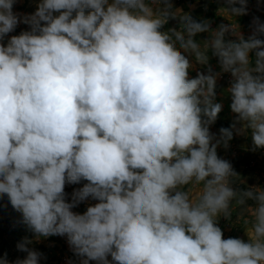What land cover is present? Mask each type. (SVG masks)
I'll return each instance as SVG.
<instances>
[{
    "label": "clouds",
    "instance_id": "9594fccd",
    "mask_svg": "<svg viewBox=\"0 0 264 264\" xmlns=\"http://www.w3.org/2000/svg\"><path fill=\"white\" fill-rule=\"evenodd\" d=\"M16 2L0 0V197L19 223L37 240L66 237L81 264H264V189L235 187L240 175L217 153L234 131L264 149V23L254 18L245 38L229 19L247 0H225L230 23L216 28L171 0H39L27 16ZM169 19L179 29L164 30ZM21 22L30 31L4 43ZM209 51L232 77L235 119L218 135ZM197 64L207 74L190 78ZM234 207L248 242L218 226ZM31 243L0 264H39Z\"/></svg>",
    "mask_w": 264,
    "mask_h": 264
},
{
    "label": "crops",
    "instance_id": "0c3cea01",
    "mask_svg": "<svg viewBox=\"0 0 264 264\" xmlns=\"http://www.w3.org/2000/svg\"><path fill=\"white\" fill-rule=\"evenodd\" d=\"M173 9H181L185 13H190L197 21L208 20L216 21L218 25L229 24L230 21L233 24L239 25V31L245 38L250 36L253 32L252 22L253 19L258 17L261 23H264V0H247V14L229 18L230 21L221 15L218 10L222 7H226L225 0H171ZM239 6V5H237ZM226 15V14H225ZM179 19H169L168 24L164 26V30L171 27L179 29ZM228 35V39H236L234 36ZM207 33H199L195 37L197 41H204L207 39ZM230 37V38H229ZM264 40V35L259 37ZM209 55V65L213 72L220 70L218 58L211 54ZM253 66L255 65V50L250 53ZM198 71H202L207 74L208 66H201L197 64L195 68L189 71V77L194 78ZM229 86L216 85V99L215 102L222 104V111L218 115L216 122L210 127V131L214 134L219 133L221 127L230 128L234 122L235 114L230 109L231 97L227 92ZM240 127V125H237ZM252 139L250 130L244 134H236L234 131L233 139L228 142V146L225 148L220 146L217 148L218 156L222 159L228 160L234 170L240 175L235 179L234 185L239 188L240 186L247 188V186H258L264 189V149H256L252 151ZM251 167V169H249ZM222 216L218 220V225L222 222ZM241 236L245 242L249 241V237L245 232V228L240 230ZM241 238V237H238ZM242 239V238H241ZM81 259L75 264H81ZM89 264H97L96 261H89ZM110 264H112L110 262ZM115 264V263H114Z\"/></svg>",
    "mask_w": 264,
    "mask_h": 264
},
{
    "label": "rangeland",
    "instance_id": "374dc122",
    "mask_svg": "<svg viewBox=\"0 0 264 264\" xmlns=\"http://www.w3.org/2000/svg\"><path fill=\"white\" fill-rule=\"evenodd\" d=\"M39 0H17L14 4L13 11L21 14L22 16L31 15L36 11ZM30 31V26L25 23H19L14 32L9 33L5 37L4 43L12 35H19L21 32ZM251 169V167H249ZM261 172H264L261 169ZM87 181H81L79 184H66L65 193L66 200L71 201L74 189L81 188ZM236 185V184H234ZM98 201L91 198L84 202L79 203L72 211L83 214L87 207L95 205ZM223 220L218 225L224 234V238L229 237H243L241 231L246 226L243 224L245 216L239 207L232 209L231 219H226L222 216ZM20 214L17 213L8 202L7 196L0 197V256L7 254V259L14 262L16 259H23L26 253L17 249L16 245L23 238L28 237L32 240L29 245L30 248L43 253L39 264H75L79 257H76L69 247L66 237L50 236L46 238L35 239L34 234L29 231L25 225L19 223ZM243 235V234H242ZM109 262L114 264L111 256H108Z\"/></svg>",
    "mask_w": 264,
    "mask_h": 264
},
{
    "label": "built area",
    "instance_id": "2783aa9c",
    "mask_svg": "<svg viewBox=\"0 0 264 264\" xmlns=\"http://www.w3.org/2000/svg\"><path fill=\"white\" fill-rule=\"evenodd\" d=\"M210 24H211L212 28H216L219 26L218 23L214 20L211 21ZM217 73H221V69ZM231 80H232V77H231L230 73H221L218 80H217V83H218V85H221V86H230Z\"/></svg>",
    "mask_w": 264,
    "mask_h": 264
},
{
    "label": "trees",
    "instance_id": "16d2710c",
    "mask_svg": "<svg viewBox=\"0 0 264 264\" xmlns=\"http://www.w3.org/2000/svg\"><path fill=\"white\" fill-rule=\"evenodd\" d=\"M239 188H245V187L240 186Z\"/></svg>",
    "mask_w": 264,
    "mask_h": 264
}]
</instances>
